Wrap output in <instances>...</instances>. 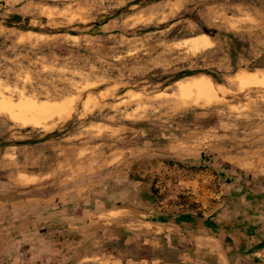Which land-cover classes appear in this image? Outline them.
I'll list each match as a JSON object with an SVG mask.
<instances>
[{"label":"rangeland","instance_id":"obj_1","mask_svg":"<svg viewBox=\"0 0 264 264\" xmlns=\"http://www.w3.org/2000/svg\"><path fill=\"white\" fill-rule=\"evenodd\" d=\"M3 5L0 19L13 16ZM24 14L29 27L83 34L18 32L0 21L5 60L8 51L14 53L10 60H26L19 52L24 44L32 49L67 45L69 51L63 58L30 59L31 66L42 68L21 70L14 85L0 78V136L60 133L33 145L0 148V210L12 203L29 209L39 202L50 207L45 216L53 217L44 222L23 211V226L9 224L15 229L9 234L13 258H5L7 237H0V262L237 264L236 246L246 239L222 248L218 236L215 241L186 238L147 222L218 214L233 227L248 223L253 237L258 234L253 228L264 224V86L241 88L237 77L250 72H233L227 37L221 35L232 32L248 41L250 55L257 57L264 50V0H30ZM95 22L101 25L89 26ZM200 35L209 38L208 47L187 44ZM196 69H215L225 81L218 85L206 75L182 79L208 78L219 94L213 104L181 96L182 80L165 89L151 82ZM254 73L264 75V70ZM42 74H48L51 88L29 91L33 76ZM62 89L67 95L59 98ZM41 104L67 107L70 115L54 114L43 130L18 124L5 112L9 106ZM28 127L32 130L25 131ZM193 166L202 169L192 171ZM111 208H128L130 215L119 222L106 211ZM84 209L97 211L100 219L68 227ZM2 216L1 228L7 218ZM98 221L112 228L100 234Z\"/></svg>","mask_w":264,"mask_h":264},{"label":"trees","instance_id":"obj_2","mask_svg":"<svg viewBox=\"0 0 264 264\" xmlns=\"http://www.w3.org/2000/svg\"><path fill=\"white\" fill-rule=\"evenodd\" d=\"M0 21H2V24L4 27L12 30H16L18 32H34L41 35H72V36H81L83 33L79 31H73L69 28H58V29H52V28H45L42 29L40 27L32 28L29 27L28 24L30 22V18L26 17L23 19L19 15H13L9 17L1 18ZM101 23L95 22L91 23L89 26H94L95 28H98ZM84 27V25H79ZM207 34L211 37L213 35L209 32ZM221 35L225 38L227 37V45H228V51L230 55V63L231 67L234 73H237L241 68L246 69L249 72H255L257 70H264V50L259 53L257 57H253L250 55L251 52V44L237 36L236 34L230 32H222ZM4 41L3 38H0V43ZM1 45V44H0ZM3 46H1L2 48ZM72 48V47H69ZM19 52L21 55H24L27 57L26 60L20 59L19 61H12L10 59L13 58L12 54H14L12 51L6 52V58L8 60L3 59L0 57V78L4 79L6 82H8L10 85H14L17 83V76L21 70L24 69H41V66H31L30 65V59H35L36 57H47L48 60H52L53 55H57L59 58H63L64 56H67L69 53L68 46L63 45L62 49H48L46 47L41 49H32L30 44H24L19 46ZM245 58L248 60L247 65L240 66L239 61ZM58 59L57 63L61 64V61ZM206 75L212 79V81L215 84H223L225 81L221 77V73L218 72L215 69H196V70H182L173 72L170 74H164L161 77L157 79H150L152 84L154 85H161V89H165L166 87L175 84L176 82L186 78V77H192V76H198V75ZM48 80V74H42L40 76H33V82L27 86V89L29 91L33 90H40L41 86H46L51 88L50 84H47L45 80ZM58 94H60V97L67 95V89H62L61 91H57ZM25 131L32 130L30 127L24 129ZM59 131H54L52 133H48L44 135L43 137H36V138H27V139H13L11 138L10 133H5L0 136V148L1 147H11V146H24V145H33L38 142H43L52 139L55 136H58ZM182 168H189L187 165H184L182 163L179 164ZM192 171H198L202 169V167H191ZM193 208H195L196 205H192ZM197 218H203L202 214L196 215ZM179 218L175 215H169L164 218V220H171L172 223L179 224ZM232 243L233 240L230 239V241H226V243ZM226 246V245H225ZM143 248H148L147 246H143Z\"/></svg>","mask_w":264,"mask_h":264},{"label":"crops","instance_id":"obj_3","mask_svg":"<svg viewBox=\"0 0 264 264\" xmlns=\"http://www.w3.org/2000/svg\"><path fill=\"white\" fill-rule=\"evenodd\" d=\"M0 2H4L3 7L6 8L4 10L5 13L19 15L23 19L26 18V15L24 14V9H25V5L30 3V0H0ZM34 200L35 199H31L29 201L33 202ZM6 206L7 209L4 210L5 213L2 210H0V214H3L1 218L4 219L7 217L5 220L2 221V223H5V226L2 228L0 227V237L6 234L7 241L4 244L5 250L3 252L4 255L6 256L5 258L11 259L13 257L11 256V243H10L11 240L9 234L13 235V233H15L14 230L16 228L24 225L26 218L25 215L23 214V211L27 210L32 214L35 213V215L34 214L33 215L38 217L37 220H42L44 222L46 221L52 223L53 221H49V220H53V217L52 215L50 217L45 216V212H47L48 208L50 207H48L47 205H41L39 204V202L38 204L31 205L32 208L29 209H26L27 205H24L25 207L21 209L20 204L17 205L16 203H12L10 205L8 204ZM106 211L110 212L109 214L113 213L118 215V217L117 216L113 217V219L119 222H122L124 219H127L126 216L130 215L129 213L130 209L128 208H123V209L111 208ZM96 212L97 211H93V209H84L78 218H76L75 215L71 217L72 219H70V221L67 223L68 227L72 228L75 226L74 224H77L76 227H80L81 223L78 222L80 220L86 222L88 219H91L93 217L100 219L101 215L97 216ZM139 216L142 215L139 214ZM179 217H180L179 224L172 223L171 220H162L160 218L154 221H148L147 223H151L152 225H155L157 228L158 226L159 227L163 226L164 231L167 232L166 234H171L174 233V231L179 230L180 231L179 235L184 236L186 238L194 237L195 239H202L205 241L208 240L215 241L217 239L216 236H218V239L220 240L217 241L219 242V245L222 248L226 247L225 246L226 241H230V238H232V240L234 241H238V239H242V238L246 239L245 245L236 246V250L240 253L239 258L237 259V264H246V263L264 264V224H262V226L260 225V227L253 228L254 232L256 231V233H258L257 236L253 237L251 235L252 227L249 226L248 223L245 226L244 222L242 223V225H240L239 222H236L234 223V227H233L230 226V222L228 221L221 222L220 219L218 218V214L217 216L210 218L208 217L197 218L196 216L194 217L192 215L188 217L187 216H179ZM13 221L14 223H12V225L14 226L13 228L15 229H12L9 225ZM95 226L97 227V230L100 234L101 231L104 232L108 231L110 227L107 228V226H111L112 228V224L106 226L104 223L101 224L100 221H98V223H96ZM2 242H4V240ZM0 264H2V262H0Z\"/></svg>","mask_w":264,"mask_h":264},{"label":"bare ground","instance_id":"obj_4","mask_svg":"<svg viewBox=\"0 0 264 264\" xmlns=\"http://www.w3.org/2000/svg\"><path fill=\"white\" fill-rule=\"evenodd\" d=\"M210 43L211 42L207 36L200 35V36L189 39L187 44H189L194 49L201 50L203 48L208 47ZM237 82L241 86V88L242 87L246 88V87H251V86L253 87L254 86H264V75L250 72L248 73V75L237 77ZM178 84H179L178 85L179 94L186 98H193L196 103L203 102V105L204 103L213 104L219 99L218 92L214 90L211 84V81L208 78H202V77L190 78L189 80L178 82ZM238 84H237V87H238ZM87 104H90V103L88 102ZM5 112H7L6 114H8L9 117L18 124H21L23 126L31 125V126L43 128V130L47 129L46 127H48L47 125L49 124V120L50 118L53 117L54 114H58L59 117H67L70 115V111H68L67 107L62 108V107H56L52 105H45V104L15 106V107L9 106L6 108Z\"/></svg>","mask_w":264,"mask_h":264}]
</instances>
